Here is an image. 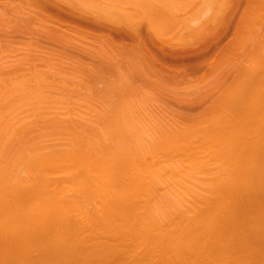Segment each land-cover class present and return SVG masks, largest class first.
Listing matches in <instances>:
<instances>
[{
  "label": "bare ground",
  "instance_id": "1",
  "mask_svg": "<svg viewBox=\"0 0 264 264\" xmlns=\"http://www.w3.org/2000/svg\"><path fill=\"white\" fill-rule=\"evenodd\" d=\"M181 1L183 3H181ZM186 1H188L187 5L184 3ZM202 1L203 2H201L193 13L194 19L192 20L193 16H188L190 19L187 18L188 9H186V7L192 5L194 2L193 0H0V24L3 29V31L0 29V33L3 32L2 34L7 36L5 37L6 39L2 38V40L6 42H2L0 39V44L3 45L0 47V71L3 69L6 71L8 70L7 73L6 71H2V74L6 73L4 78H2L3 76L0 74V94L3 95L5 93L4 96H0V264H106L107 262L110 264H176L174 262L177 260L179 261L177 264H226V262L228 264H264V211L261 210L260 212V209H264V207L262 208L264 205V203L262 204V200L264 199V74H262L264 73L262 70L264 66V52L262 54L263 50L261 51V48L263 49L262 45L264 46V35L261 34L262 32L257 33V27L259 25V31L263 30L262 23H264V18L262 17L264 14L262 13L263 15L261 17L260 13L264 9V0H252V2L248 0L245 7L242 4L243 0H239L241 2L238 0H229V6L232 7L233 10H230L231 8L228 7V3L224 0H210V2L209 0L208 2H206L207 0ZM230 1H232V3ZM234 1L237 6L233 5L235 4ZM261 1L263 3H261ZM219 2H223V4L221 3V8H218L220 5ZM248 2H250L251 5L255 4L253 8L256 6L255 9L260 10L256 11L255 9L252 10L253 8L249 9L250 4H248ZM202 3H206V5L208 3V5L206 8L204 4L205 9L201 11V9L204 8ZM214 3L218 4V6H216V11L213 10L216 8ZM256 3L260 5H256ZM180 4L182 9L179 8ZM182 5L185 6L184 13H182L184 8ZM213 6L214 8L212 9ZM260 6L263 8H259ZM226 7L229 11L228 9L225 10ZM241 7L242 10L240 9V13H243V16H238L239 8ZM178 8L182 12L177 10ZM243 8L247 9L245 10ZM218 11L222 13L219 14ZM223 11H228L227 14L232 11V14L230 12L229 15L226 16V12L224 14ZM180 12L183 16V22H181ZM197 12L201 17H197ZM203 12H206V16L203 15ZM252 12H254V14H252ZM9 13L13 14L12 17L15 20H11V17L9 18L7 16ZM174 13L178 16L176 17ZM213 13L215 16L217 15L216 19L212 16ZM223 14L225 18L222 20ZM204 16L208 21L214 17L216 23L214 24L213 19H211V21L213 25H215L216 30H218L217 32L213 30L212 23H210L211 21H206L207 25L204 23ZM218 16L221 18L220 20ZM232 16L234 18H232ZM240 16L241 19L238 18ZM259 16L263 21H260V19L258 21ZM179 17L181 24L179 23ZM195 17L199 19L203 18V20L195 19ZM8 18L9 20H7ZM190 20L197 22L191 25L192 21ZM188 21H190V24ZM232 22L235 25L238 22L237 25H239L236 29L235 25V27H233V30L238 31L236 36L235 31L233 35L234 38H238L237 42L236 40L234 41L235 43L233 40L232 42L230 41L231 44L230 42L228 43V48H226V44L225 49L222 48L223 45L222 47H218L217 43H222V38H224L222 34L224 32V35L227 34L226 31L228 29L226 28L228 24L230 26ZM184 23L188 24L189 28H187V25H184ZM247 23H252V25ZM256 23L257 25L255 26L256 29L254 32L253 28ZM177 24L179 27L177 26V29L173 28V31L174 29L176 30L171 37L169 31H172L171 27ZM198 24H204V26L202 25L201 28ZM86 25L91 30L88 29V31ZM189 25H191V30L193 29V31L196 26V34L194 32V34L192 33ZM183 26L187 29H185V27L181 29ZM197 26L200 30L197 29ZM211 26L212 33L210 31ZM82 27H84L85 30H83ZM169 27L171 29H169ZM249 28H251L250 32L254 33L253 35L248 32V36L251 39H249V37L245 38L247 34L245 30L247 29L249 31ZM94 30L96 31L95 33L92 32ZM185 30L184 38L186 35L188 37L190 32L191 37L183 38V31ZM187 30H190L188 34ZM20 31H22L21 33H24L25 36H31V38H29V41L26 40L22 44L20 43V46H15L12 36L21 34L19 33ZM97 32L98 34L96 35ZM178 33L181 34L178 35ZM256 33L257 36L255 35ZM2 34L0 38L4 37ZM94 34L97 36L96 38ZM258 34L261 36H258ZM90 36L95 39L90 40ZM175 36H178L179 39ZM252 37L255 39L257 37L258 40L262 38V40L257 42L254 41V39L253 44V41H251ZM247 38L248 40L245 41ZM40 39H42V43ZM43 40L47 43L51 42V46L54 47L50 45L44 47L45 44L43 42L45 41ZM197 40L199 42H196ZM175 41H177V43ZM200 41L202 42L200 43ZM260 41H263L262 44ZM248 42L253 44L252 47L261 44L260 49L258 46L256 50L254 49L255 46L253 47L254 50L249 48L251 52L254 51V53L252 52L253 55L250 51L249 54L256 60V63H254L256 67L251 63L253 59H250V55L247 59L249 61L248 64H252L249 65L251 68H249L247 62L244 61L248 54L241 49H243L245 45L246 48H248L246 44ZM256 42L257 44H255ZM55 43L58 47L55 46ZM213 44L217 45L218 51H216V47ZM196 46L199 47L196 48ZM177 47H183L185 52L184 50L180 51L178 49L176 52ZM185 47H190L189 49L194 51L188 52ZM238 47H242L238 51L243 52L244 58L242 57V52L238 53ZM233 48H236V51H234ZM210 49L211 51H209ZM73 50H77L76 54L73 53L74 55L71 53ZM212 51H215V54H213ZM20 52H24L22 56L19 55L14 62L7 64L5 58L9 56L10 53L18 54ZM236 54L240 56H238V59L234 57ZM257 54H260L261 58H259ZM194 55H197L195 57L196 60L198 57L200 58V56H206V58L209 56L210 58L212 55L214 59L209 61L208 58L207 64L203 62V60H200L199 63L197 62L199 68H197L198 66L194 61L195 63L193 64L196 68L193 70L192 67L194 66H192L191 70L198 72L202 67L203 70H201V73L203 77H201L202 79H192V81H194L193 84L195 82L198 83L192 85L191 78L189 79L186 75L187 72L190 71V68L187 67L185 62L189 60V56L192 57L190 59H193ZM84 56L85 58L87 57V59L90 58L93 61H91L92 64H90V61L86 63L87 60ZM232 57L235 58V61L238 60L241 63L243 60L244 63H241L242 65L240 66V63L236 61V64ZM241 57L242 60L239 59ZM173 59L176 62L185 59L183 64L186 65L184 66L182 63L179 64V70H183L182 68H184V70L183 73L182 71H179V73L176 72L178 76H180L178 80L172 77L174 79L172 81L174 86L173 83H171V75L169 76L170 82L168 81L169 79L166 78L168 74L172 73V70H174L172 76L176 75L175 71L178 69V64H174L173 62L172 64L171 61ZM229 60L230 62L232 60L234 62L228 63L229 66H227L226 62ZM258 63L259 65H257ZM230 64L239 65L238 67H240V69L238 67L236 68V65L231 66ZM175 65H177L176 69ZM211 65L212 67L210 68ZM204 66H207V69H205ZM260 66L262 67L260 68ZM185 68L187 69L186 74ZM233 69L239 72L236 74V71ZM209 70H211V74L210 72L207 73ZM252 70L253 72L257 71L256 74L259 76L257 77V75L254 74L255 72L253 73V77H256L253 79L254 82L252 80L253 77H250ZM203 71L206 73V76L205 74L203 75ZM163 73H166V77H164ZM180 73H182V77L184 74L186 77L182 79ZM29 74L30 76H28ZM209 74L213 78H215V76L217 78L218 75V78L215 79V81L214 79L213 81L208 80L210 82L208 85L209 82L206 77H209ZM156 75L159 77H156ZM178 76L175 77L178 78ZM227 76L228 78L231 77L229 80H231L232 83H229ZM260 76L262 78H260ZM42 77H46L45 79H47V77L51 78L47 79L49 81H45L41 79ZM138 77L139 80L141 79L145 82L142 83V81H137ZM246 77H250V83L252 85L247 82L249 79L246 80ZM55 78L59 79L56 81ZM112 78H114V80H112ZM164 78H166V82L168 81L167 84L171 83L173 87L180 86V93H182L184 89L182 85L185 82L183 80L186 79L185 81L187 84L191 81L190 85L193 87L190 88V92L186 93L187 87L188 89L190 87V85L186 86V84L184 86L186 87L184 92L186 95L189 93L190 96L194 94L192 96L194 97L193 100L199 97L200 100L197 98L198 102L206 100L208 98L207 96L214 97L213 95L215 94L216 99L219 97L218 99H222L224 102L226 99L227 100L225 104L222 103L223 101L221 100L222 110L220 101H218V109L214 108L216 106L215 102H217L215 99L216 101L213 100L212 102V104L214 103L215 105H213L215 109L214 112V109L209 107V109L206 108L203 110L201 112L202 114L199 112L197 116L186 112V114L193 115L189 116L187 114L186 118L184 111V114L182 113L184 116L182 115L181 117L184 120L186 119L182 121V126H184L183 129L187 127L185 131L179 123L181 121H179L180 114L178 115V113L181 111L175 110V112L173 110L174 113H177V119H175V117L173 118V116H175L174 113L169 111L170 114L172 113V116L170 115L171 118L168 116L169 119L162 116L160 113L159 116L157 114L159 111L157 110V119L159 118L160 121L154 120V118H152V113L151 115L148 113L151 108L154 110L155 107H158L156 104L161 102L164 103L163 99L165 95L166 98L169 96V94L167 95L170 90L169 87L167 84H164V86L162 84ZM203 78L206 79V82ZM180 79L182 80V85L181 81L179 82ZM199 79H201V81ZM165 80L163 83H165ZM175 80L176 83H179L176 84L174 82ZM198 80L200 83L197 82ZM245 80L248 84H245ZM259 80L261 84H259ZM99 81H102L101 85L103 87L99 85ZM151 81L153 84L155 82V88L156 86L159 87V92L150 87L152 86ZM156 81H160L161 84L159 82L157 84ZM224 81H228L227 86ZM242 81H244L243 84ZM103 82L105 84H103ZM212 82L216 84L212 85ZM94 83H98V88ZM146 84L149 87H147ZM205 84L208 86L212 85V89H209L211 87L208 86L203 88L202 85ZM217 84L221 85V89L222 87L225 88V86L227 88L229 84L231 88L230 86L228 87L229 91L225 88V93L220 95L224 90L222 89L223 92H218L221 89ZM160 85L163 86V89ZM165 85L167 87H165ZM200 85L202 87H200ZM242 85H247L245 87L248 88L251 86V88L248 91L247 88L245 89ZM172 86H170L172 90L177 89L176 87L173 89ZM217 86L219 87L217 88L218 91H214ZM8 88H12L13 91L8 90ZM82 88L83 90L86 89V92L84 91L85 93L83 92L81 96L79 94H81ZM198 88H203L201 94L197 91ZM5 89H7L8 92ZM14 89L16 90L15 93ZM28 89H30V91ZM153 89V95L158 96L160 94L158 97L156 96L159 103L156 102V100H154L156 102L154 103L152 99L150 100V97L146 96L149 100L140 105L139 102L141 103L145 99L143 97L144 92L148 95L150 90ZM180 89L178 88L179 91ZM208 89L209 91H207ZM237 89L239 91H237ZM26 90L29 91L26 93L27 95L24 94ZM160 90L163 92L165 90L167 91L163 94ZM178 90L176 92H179ZM9 91L12 93L11 95H9ZM39 91H42V93L38 95ZM109 91L112 94L110 93V95L106 97ZM213 91L216 93L214 94ZM235 91H237V93ZM244 91H247V93ZM251 91L252 94H250ZM203 92L204 94H202ZM241 92L246 95L248 94V96H245V98L244 96L240 97L239 95H243ZM101 93H105L103 98H101ZM113 93L119 98H116V96L111 98ZM218 93L220 96H218ZM84 94L85 98L83 96ZM96 94L99 95V97L96 96ZM135 94L136 97L138 95L142 101H140L139 98L136 99V97V100L133 99ZM162 94L164 95L163 97ZM183 94L181 96L182 99H177L176 101L185 103L188 107V102L189 105L193 102L192 97L191 100H189V95L186 96ZM8 95L11 100L8 98ZM126 95H130L133 98L125 99ZM16 96L17 98L15 99ZM184 96L186 98H184ZM34 97L37 100L38 110L37 107H35L36 102ZM170 97L175 100L171 94L168 98L170 99ZM247 98H250V100ZM42 99L46 101L44 102ZM237 99L238 101L239 99L242 100L237 102ZM51 100L55 102L52 103ZM185 100L187 102H185ZM74 101L78 104L77 107H74V105L73 107L71 106ZM150 101L154 103V108L151 107L146 109L145 105L149 104L147 105L148 108L153 104ZM242 101H244V103ZM80 102L84 104L82 105L81 103L80 105ZM195 102H197V100L194 101V103ZM96 103H98L97 105L99 106L103 104V107L100 106V109L98 106L94 109L92 105L95 104L96 106ZM162 103L160 105H162ZM27 105H31V113L33 114L30 113V108H28ZM224 107L231 113L226 112L227 110L224 111ZM236 107H238V109H234ZM40 110L41 112L43 110V114H41V112L39 113L42 117L37 115V118L35 113H38ZM147 110L149 111L146 112ZM206 110L211 111V113L209 111L206 112ZM52 111H54V113L56 112L58 116H56V114L52 116L54 114L51 113ZM82 111H86L87 114H84ZM164 111L167 112L166 108ZM222 111L223 113L226 112V115L228 114L227 117L230 118L228 123V118L225 114L226 119H222V115H220V113L223 114ZM62 112L63 114L60 116L59 114ZM207 113L209 116L213 115L212 119L211 117H207ZM217 113H219L218 119L221 117L219 120H216L217 117L216 119L214 118ZM139 115L141 116V120L138 118ZM200 115L203 116L200 117ZM73 116H77L80 120H77ZM85 116L87 117L85 118ZM161 116L162 119H160ZM195 116L197 117L196 125H200L199 128L201 127L202 129H199L191 122L190 119L193 121L195 119H193V117ZM204 116L207 118L205 119ZM163 118H165V120L167 119V121L165 122ZM202 118L203 122L205 121V126L207 125L206 127H203V124H201L203 123ZM213 118L214 121L216 120L215 122L212 121ZM173 119L177 120L179 125H177V122ZM222 121L226 122L222 124ZM157 122L159 126L160 123L161 126H163L159 127ZM166 123L168 124L166 125ZM212 123L213 125L210 126L209 124ZM220 123L221 126L218 125ZM152 124H156V129ZM259 124H261V126ZM208 125L210 129L206 132ZM157 126L159 128H157ZM193 126H196L195 132H197V134L192 130L194 129ZM152 128H154V130ZM204 128L206 132H204L205 136L204 134L202 135V132L200 133V138L198 132H200V130L204 131ZM158 129L160 133H157ZM177 129H179V132L183 130L181 134H178ZM208 133V138L212 140L218 136L216 137L217 142L220 140L219 136L224 139L222 141H225L227 138L228 140H226L229 141L230 147L233 146V149H231V151L217 149V151L219 150V152L216 151L217 153L210 152L211 149H214L213 146L225 144L226 141L225 143H221L220 141L221 144L217 143L216 145L214 141L215 143L212 146L209 142L211 141L213 143L211 139H208V142L206 141V134ZM48 134L52 137L47 136ZM160 134L164 136V141L161 139ZM167 134L170 135L168 140L166 139L167 136H169ZM171 134L173 135L171 136ZM174 134L176 139H181V141H178V144L182 142V138H184L185 141V138H187L188 142L184 141L185 144L182 142L183 146H186L187 143L189 144L190 142L191 143L187 145V147L192 146L197 143L196 141L202 144L197 143L198 145L192 146L191 149L190 147L187 149L184 148V150L179 149L180 147L176 148V146H172L173 143L170 142L172 140L171 138L175 137ZM194 135L197 138H195ZM190 136L192 137L190 139L195 141H189L188 137ZM198 136L201 140H198ZM202 138L204 139L203 142ZM176 139L174 138L173 140L177 142ZM165 140L170 143H165ZM162 141L165 144H163ZM205 142L208 144L210 143L209 146L212 148L206 147L207 144ZM203 143H205V146ZM167 145L173 148L169 150L164 148L163 150L162 147ZM222 146L223 148L225 147L224 145ZM204 147L207 149L209 148V151L204 149ZM228 148L229 147H227L226 150ZM159 150L162 152L165 151L166 153L163 152V155L159 154ZM174 151L180 152L181 154L178 153L180 157L173 155L175 153ZM184 151H186V153L190 152L188 153L190 156L188 155L187 161L190 160L189 157L193 158L192 156H195V159L193 158L191 159L192 161L188 162L185 161V163L184 160L187 155L185 157ZM192 151L198 154L197 157L204 155L206 151L208 154H205L206 157L204 155L203 158H201L202 156L197 158L196 154H192ZM201 152L203 154H201ZM213 152H215V150H213ZM209 153H212V156H210ZM213 154H217L216 157H214ZM181 155L185 159L182 158ZM208 155L211 158L214 157L215 160H219V162H216L212 159L217 166L220 162L222 163L219 164V169H222V167H220L222 165L226 166V171L224 170L225 167L222 169V171L224 170L222 173L223 176L220 175L222 172L221 170V172H218L219 170H217V168H212L215 164L209 159L210 157L208 158ZM167 156H171L173 159L177 156L176 160L178 157L180 160H183L182 164L184 165L185 163V165L183 166L180 162L182 165L180 169L182 167L184 169H179L180 164H178L177 161L180 160H174L176 162H173V164L177 163V165L174 164V166L171 164L173 161L170 159L171 157ZM204 157L209 160L207 161ZM163 158H165L166 161L170 159L167 161L168 164L165 163L166 161L163 163ZM200 158L201 160H206L203 161L205 164L206 162L208 164L209 161L212 162L213 165L211 163H209L210 165H206L209 171L213 169L217 170L212 171L214 174L210 171L212 175H215L217 172L220 173H217L218 175L216 174L219 183L215 182V179H217L216 176L212 177V180L208 177L209 179L207 180L209 181L206 182L204 178L208 175L207 172H209L206 170L207 166L204 169L206 171L203 172V169L201 170L203 173L206 172L204 178H202V173H200L202 175L198 174L196 177L191 175L192 173L195 175L200 172L202 165L200 163L202 161L199 162ZM196 159H199L198 162ZM193 160H195L197 164H194L195 161L193 162ZM189 162L191 164H189ZM161 163L163 165L167 164L168 166L171 164L173 167H171V165L167 167L166 165V167H164L166 169H161L163 166L160 165ZM198 163L201 164H199L200 168H198ZM187 164L189 167L192 166V164L194 166L198 165V167H190V169H193V167L194 169L196 168V173H194V169L192 170L194 172L190 170L191 174L189 176L188 174L190 172H187L185 168ZM217 166L215 165V167ZM170 167L172 169H170ZM172 170L175 172L177 171V173ZM178 170H180L179 173L184 170L183 174H186L184 175L186 179L195 177L193 179L196 180V178L198 179L200 177V180L198 179L197 181H199V184H203H197L195 187H197V189L202 188L201 191L205 188L207 189L208 187H203L206 182L205 184L209 185V190L210 188L213 189V192H215L214 196H216L214 197L207 194L204 192L206 190H204L203 192L206 193V195H201L206 196V198L198 195L201 201L199 199L197 200L198 196L196 194H200L201 191L197 190L199 191L198 193L195 191L196 189L194 190L192 185L198 182L195 181L194 184L191 182L192 180L189 182L190 178L186 180L182 178L183 175L180 177L182 172L177 175ZM164 171L166 174L168 172H173L172 175L170 174L171 178L167 176L169 173L165 175L167 177L163 176L165 173ZM225 172L226 174H224ZM57 174H59L58 176L63 174V176L58 177L56 176ZM211 174H209V176ZM186 176L189 177L187 178ZM218 176L221 177L219 178ZM176 177L186 180L189 184L192 183L191 187L190 185L188 186L187 182V184L185 183L188 188H185V192L187 196L188 193L190 195L191 193L189 190L192 188L191 190H193V192L190 190L192 192L191 196L192 198L194 196L197 202L199 201V205L194 202V199V201H192V198H186V194H184V190H182L184 187L181 183L178 185L182 188L177 187L180 190L171 186L168 191V186L170 185H167L168 188L165 187L168 191L167 194H170L171 197L170 195L164 194L167 192L166 189L164 191L160 190L162 188L164 189V186L167 184L166 182L169 183L170 179L174 181H176L175 179H177V181L180 180V178L178 179ZM166 179L169 181L167 180L164 183ZM184 180H182V183H184ZM176 182L172 183V185H177L179 181ZM161 183H164V185L159 188ZM69 184L72 186L70 187L72 188L71 190L68 187L70 186ZM157 185L158 187H156ZM66 188L69 191H67ZM159 190L163 192L164 195L158 193L160 192ZM155 191L158 194L155 193ZM194 192H196V196L193 195ZM213 192L210 190L208 193L212 194ZM159 194H161L160 199ZM185 198L187 200H185ZM237 199H239L240 202L237 201ZM186 201H188V203ZM208 201L212 202L209 203ZM231 202H233V204ZM194 203L197 204L196 206L199 208L203 203H209L208 205L212 207H207L204 211L203 208L208 206L204 204L205 206H201L202 211L198 212L201 209H198ZM240 203L245 209L240 207ZM234 204L237 205V207ZM193 206H195V209L197 208L195 211L193 210L194 208H192ZM181 207H183V209ZM257 207H259V211ZM186 208L189 209V211ZM243 210L245 212H242L240 216V212ZM196 211L198 214L193 213ZM188 212H192L196 216L194 215V217L191 214L193 216L191 217ZM244 222H246L247 228L242 225ZM239 227L243 228L240 229ZM239 229L241 231L243 230V233ZM247 234H250L251 237L243 244V240ZM36 250L38 252L40 251V253H36ZM239 251L242 253L238 256ZM245 251L250 253H245ZM237 252L238 254L236 257L234 253ZM158 254L160 255V259ZM231 255H235V259L231 260L228 258H232ZM172 260L173 263H171Z\"/></svg>",
  "mask_w": 264,
  "mask_h": 264
},
{
  "label": "rangeland",
  "instance_id": "2",
  "mask_svg": "<svg viewBox=\"0 0 264 264\" xmlns=\"http://www.w3.org/2000/svg\"><path fill=\"white\" fill-rule=\"evenodd\" d=\"M176 1H178V0H176ZM183 1H184V0H183ZM190 1H191V0H190ZM193 1H194V2H193L192 5H188V7H186V9H188V10H187V13L190 14V15H188V14L186 13L188 19H190L188 16H190V17L193 16V15H194L193 13H194V12L196 11V9L199 7V5L201 4V2H203L202 0H193ZM204 1H205V0H204ZM217 1H218V0H217ZM219 1H220V0H219ZM222 1H223V0H222ZM224 1L228 3V7L231 8L230 10H233L232 7L229 6V0H228V1H227V0H224ZM235 1H236V0H235ZM235 1H234L235 4H233V5L237 6ZM238 1H239V0H238ZM238 1H237V3H238V5H239V2H241V1H239V2H238ZM247 1H248V0H243V1H242V4H243L244 7L247 5V4H246ZM250 1L252 2V0H250ZM258 1H259V0H258ZM187 2H188V1H186V2H184V3H186V5H187ZM206 2H208V0H207ZM209 2H210V0H209ZM214 2H215V1H214ZM230 2L232 3V1H230ZM263 2H264V1H263ZM263 2L261 1V3H263ZM181 3H183V2L181 1ZM190 3H191V2H190ZM211 3H212V2H211ZM221 3L223 4V2H221ZM221 3L219 2L220 5H219L218 8H221ZM231 3H230V4H231ZM175 4H177V3H175ZM204 4H205V7L208 5V3H207V5H206V3H202L203 7H204ZM214 4H215V3H214ZM225 4H226V3H225ZM248 4H250V2H248ZM258 4H259V3H256V5H258ZM231 5H232V4H231ZM233 5H232V6H233ZM254 5H255V4H254ZM254 5H251V4H250L251 7L249 6V9H250V8H253ZM259 5H260V4H259ZM182 6L184 7V8H183V12H182L181 10H179V8H181V4H180V7H179L177 10L181 11L182 13H184L185 6H184V5H182ZM189 6H190V7H189ZM216 6H218V4H215V7H216ZM222 6H223V5H222ZM177 7H178V6H177ZM205 7H204L203 9H201V7H200L201 11L204 10ZM239 7H240V5H239ZM263 7H264V5H263ZM263 7H262V8H263ZM206 8H207V7H206ZM213 8H214V6L212 7V9H213ZM233 8H235V7H233ZM236 8H237V7H236ZM255 8H256V6H255L252 10H254ZM259 8H261V6H260ZM262 8H261V9H262ZM181 9H182V8H181ZM226 9H228V8L226 7L225 10H226ZM240 9L242 10V7L239 8L238 16H239V15L243 16V15H242L243 13H242V14L240 13ZM243 9L246 10L247 8H243ZM213 10L216 11V10H217V7L214 8ZM218 10H219V9H218ZM235 10H236V9H235ZM237 10H238V9H237ZM255 10L257 11L258 9H255ZM259 10H260V9H259ZM259 10H258V11H259ZM263 10H264V9H263ZM263 10H262V12L260 13V14H261V17H262V15L264 14V11H263ZM175 11H176V10H175ZM179 11H178V13H179ZM205 11H206V10H205ZM220 11H221V9H220ZM228 11H229V9H228ZM228 11H225V12H226V16L229 15L230 12H231V14H232V11H230V12L227 14ZM249 11H250V10H249ZM176 12H177V11H176ZM181 12H180V13H181ZM185 12H186V10H185ZM225 12L223 11L224 14H225ZM234 12H235V11H234ZM241 12H243V11H241ZM245 12H246V11H245ZM250 12H251V11H250ZM182 13L179 14V15L181 16V19H182L181 22H183V16H182ZM203 13H204V12H203ZM218 13H219V11H218ZM220 13H222V12H220ZM220 13H219V14H220ZM262 13H263V14H262ZM174 14H176V13H174ZM209 14H210V13H209ZM209 14H208V15H209ZM219 14H218V15H219ZM224 14H223L222 20L225 18V15H224ZM231 14H230V15H231ZM235 14L237 15L236 12H235ZM252 14H254V12H252ZM255 14H256V13H255ZM257 14H258V13H257ZM12 15H13L12 13H9L7 16H8L9 18L11 17V20H13L14 18L12 17ZM197 15H198V12H197ZM203 15L206 16V12H205ZM208 15H207V16H208ZM211 15H212V14H211ZM245 15H246V14H245ZM258 15H259V14H258ZM177 16H178V15L176 14V17H177ZM185 16H186V15H185ZM195 16H196V15H195ZM205 16H204V17H205ZM212 16H214L215 19L217 18V15L215 16L214 13H213ZM219 16H220V15H219ZM219 16H218V18H219ZM234 16H235V15H234ZM241 16L238 17V18L241 19ZM197 17H201V15H200V16L198 15ZM197 17H195V19H196ZM202 17H203V16H202ZM214 17L211 18V19H213V21H214ZM228 17H229V16H228ZM9 18H8L7 20H9ZM226 18H227V17H226ZM232 18H234V17L232 16ZM262 18H264V15H263ZM262 18H260V16H259L258 21H259V19H260V21H263L264 19L262 20ZM188 19H187V20H188ZM193 19H194V16L192 17V20H193ZM197 19H199V18H197ZM200 19L203 20V18H200ZM200 19H199V20H200ZM211 19L208 21L207 18L205 17V21H204V23H206V21H207V22H210ZM220 19H221V18H219V20H220ZM228 19H231V18H228ZM228 19H227V20H228ZM236 19H237V17H236ZM14 20H15V19H14ZM192 20H190V21H192ZM199 20H198V21H199ZM219 20H217V21H219ZM222 20H221V21H222ZM234 20H235V19H234ZM237 20H238V19H237ZM237 20H236V21H237ZM242 20H243V19H242ZM185 21H186V20H185ZM190 21H188L189 24H190ZM229 21H230V20H229ZM239 21H241V20H239ZM186 22H187V21H186ZM194 22H197V21H192V22H191V25L194 24ZM200 22H202V21H200ZM200 22H199V23H200ZM230 22H231V21H230ZM263 22H264V21H263ZM179 23H180V17H179ZM210 23H212V21H211ZM215 23H216V21H214V24H215ZM237 23H238V22H237ZM237 23H236V25H235V24H233V22H232V23H230V26H229V24H228V27L226 28V29H228V30H227V31L225 30V31L227 32V34L224 35L225 32L222 34V36H223L224 38H222V43L219 41L221 45H220L219 43H217L218 47H219V46L222 47V45H223L222 48L225 49V45L227 44V47H226V48H228V45H229L228 43H229L230 41L232 42V40H233V42H234V41L236 40V42H237V39H238V38L235 37V38H236V39H235L234 36H233V35H234V31L236 32V33H235V36H236V34H237V32H238V31H236V30H233V29H234L233 27L236 26L235 29H236L237 27H239V25H237ZM239 23H240V22H239ZM257 23H258V22H257ZM257 23L254 24V28H253V29H254V32H255V29H256L255 26L257 25ZM259 23H260V22H259ZM67 24H68V23H67ZM180 24H181V23H180ZM182 24H183V23H182ZM247 24H249V23H247ZM247 24H246V26H247ZM250 24L252 25V23H250ZM250 24H249V25H250ZM260 24H261V23H260ZM262 24H263V26H262L263 30L259 31V26H260V25H259V26L257 27V28H258V29H257V33H258V32H260V33L262 32L261 34L264 35V33H263V32H264V23H262ZM262 24H261V25H262ZM69 25H70V24H69ZM81 25H82V24H81ZM184 25H187V28H189V27H188V24L184 23ZM191 25H189V26H190V30H191ZM196 25H197V23H196ZM198 25H199L200 27H201L202 25L204 26V24H198ZM206 25H207V23H206ZM208 25H209V24H208ZM234 25H235V26H234ZM249 25H248V27H249ZM175 26H176V27H175ZM177 26H178V24H177V25H174V27L172 26V27H171V28H172V31H171V30H170V31L168 30V31L170 32L171 37L174 35L173 32L179 27V26H178V27H177ZM181 26H182V25H181ZM194 26H195V25H194ZM212 26H213V30L217 32L218 30H216L215 25H213V23H212ZM212 26H211V30H210L211 33H212ZM86 27H87V25H86ZM184 27H185V26L181 27V29H184ZM230 27H231V28H230ZM248 27H247V29H248ZM250 27H252V26H250ZM79 28H80V26H79ZM82 28H83V30H85L84 27H82ZM171 28L169 27V29H171ZM173 28H176V29H174V31H173ZM187 28L185 27V29H187ZM201 28H202V27H201ZM204 28H205V27H204ZM204 28H203V30L205 31V29L207 28V26H206L205 29H204ZM208 28H209V26H208ZM241 28H242V27H241ZM244 28H245V26H244ZM260 28H261V27H260ZM0 29H2L1 24H0ZM88 29H90V28L87 27V30H88ZM197 29L200 30L198 26H197ZM209 29H210V28H209ZM218 29H219V28H218ZM222 29H223V28H222ZM247 29L245 30V31L247 32L245 38H246V37H249V36H248V32H249V34L252 33V32H250L251 28H249V31H248ZM90 30H91V29H90ZM190 30H187V34L189 33ZM195 30H196V26H195ZM195 30L193 31V29H192V30H191L192 33H193V32L195 33ZM201 30H202V29H201ZM203 30H202V31H203ZM237 30H238V29H237ZM0 31H1V30H0ZM2 31H3V29H2ZM88 31H89V30H88ZM99 31H100V30H99ZM178 31H179V29H178ZM196 31H197V30H196ZM208 31H209V30H208ZM208 31H206V32H208ZM210 31H209V32H210ZM21 32H22V31H20L19 33H21ZM92 32L95 33L96 31L94 30V31H92ZM100 32H101V31H100ZM171 32H172V34H171ZM184 32H186V30L183 31V34H184ZM209 32H208V33H209ZM2 33H3V32H2ZM2 33H0V35H1ZM101 33H102V32H101ZM101 33H100V34H101ZM175 33H176V32H175ZM194 33H193V34H194ZM196 33H197V32H196ZM196 33H195V34H196ZM198 33H199V32H198ZM257 33L255 34L256 36H257ZM97 34H98V32L96 33V35H97ZM103 34H104V33H103ZM180 34H181V33H178V35H180ZM193 34H192V35H193ZM252 34L254 35V33H252ZM2 35H3V34H2ZM96 35L94 34L95 38L97 37ZM259 35H260V34H258V36H259ZM263 35H262V37H263ZM3 36H4V37H1V38H0L1 40H2V38L4 39L5 37H7L5 34H4ZM28 36H29V35H26V36H25L24 33H21V34H15L14 36H12V37H13V41L15 42V46H16V45H17V46H20V43L22 44V43L25 42L26 40L29 41V38H31V36H30V37H28ZM98 36H99V35H98ZM184 36H185V34L183 35V38H184ZM189 36L191 37V32H190V35H189ZM189 36H188V37H189ZM251 36H252V35H251ZM260 36H261V35H260ZM90 37H91V36H90ZM175 37H176V36H175ZM175 37H174V39H175ZM177 37H178V36H177ZM177 37H176V38H177ZM186 37H187V35H186ZM186 37H185V38H186ZM188 37H187V38H188ZM253 37H255V36H253ZM253 37H252V40H251V41H253V40L255 39V38H253ZM10 38H11V37H10ZM37 38H38V37H37ZM95 38H92V37H91L90 40L95 39ZM183 38H182V39H183ZM185 38H184V39H185ZM232 38H234V39H232ZM263 38H264V37H263ZM5 39H6V38H5ZM178 39H179V37H178ZM249 39H251V38L249 37ZM172 40H173V39H172ZM247 40H248V38H247L245 41H247ZM259 40H262V38H260ZM259 40H258V38L256 37V39H255L254 41H257V42H258ZM263 40H264V39H263ZM3 41L6 42L5 40H2V42H3ZM43 41H45V40H43ZM127 41H128V39H127ZM254 41H253V44H254ZM2 42H1V43H2ZM40 42L42 43V39H40ZM175 42L177 43V41H175ZM178 42H179V41H178ZM196 42H199V41L197 40ZM201 42H202V41H200V43H201ZM231 42H230V44H231ZM249 42H250V41H249ZM249 42L246 43V44L248 45V48H246V45H245V46H244L245 49H244V48L241 49L242 47H238V49H237V51L241 49L242 51L244 50L243 52H247L248 55H247L246 59H244V61H246L247 64H248V62H249L248 59H247L248 56H249V55L251 56L252 52L254 53V51L251 52V49L249 50V48H252V50H254V49L256 50V47L258 46V45H257V46L254 45L255 48L253 49V47H254V46L252 47L253 44H252V43H249ZM257 42H256L255 44H257ZM262 42H263V41H260L261 44H262ZM43 43L45 44L44 47H48L47 45H50V46L52 45V44H50L51 42H48V43H47V42L45 41V42H43ZM53 43H54V42H53ZM234 43H235V42H234ZM13 44H14V43H13ZM55 44H56V43H55ZM193 44H194V43H193ZM250 44H251V45H250ZM261 44L258 46L259 49L261 48V47H260ZM1 45H2V44H0V47H1ZM4 45H5V43H4ZM195 45H196V44H195ZM197 45H198V44H197ZM213 45H214V44H213ZM213 45H212V48H213ZM217 45H214V46L216 47V51H218V49H217ZM2 46H3V45H2ZM55 46L58 47L57 44H56ZM187 46H188V45H187ZM191 46H192V45H191ZM193 46H194V45H193ZM250 46H251V47H250ZM51 47H54V46H51ZM198 47H199V46H198ZM198 47L196 46V48H198ZM221 47H220V48H221ZM258 47H257V49H258ZM262 47H263V49L261 48V51L263 50V51H262V54H263V52H264V46L262 45ZM189 48H190V47H188V48L185 47V49L188 50V52H189V51H194V50H191V49H189ZM212 48H211V49H212ZM222 48H221V49H222ZM177 49L180 50V51H183V50H184L183 47H177V48H176V52H177ZM194 49H195V48H194ZM211 49H210L209 51H211ZM221 49H220V50H221ZM233 49H234V48H233ZM235 49H236V48H235ZM235 49H234V51H236ZM247 49H248V50H247ZM174 50H175V49H174ZM70 51H71V50H70ZM70 51H69V52H70ZM76 51H77V50H76ZM76 51L73 50L71 53H72V54H73V53L76 54ZM195 51H197V50H195ZM242 51H240V52H242ZM249 51L251 52V54H249ZM259 51H260V50H259ZM178 52H179V51H178ZM184 52H185V50H184ZM212 52H213V51H212ZM240 52L238 51V53H240ZM243 52L241 53V54H242V57L244 56ZM23 53H24V52H20V53H18V54L10 53L9 56H7V57L5 58V60H7V64L14 62V61L18 58V56H19V55L22 56ZM210 53H211V52H210ZM235 53H237V52H235ZM259 53H260V52H259ZM74 54H73V55H74ZM213 54H215V51L213 52ZM207 55H208V54H207ZM245 55H246V53H245ZM252 55H253V54H252ZM196 56H197V55H194L193 59H190V58H192V57L189 56L190 58H189V60H187L186 62L184 61L185 59H184V60L181 59L180 62H176V61L173 59V60L171 61V63L173 62L174 64H178V69H177L178 71L176 70L175 73H176V72L179 73V71H182V73H183L184 68H182L183 70H181V69L179 70V68H180L179 64H181V63L183 64V63L185 62V63L187 64V67L190 68V69L188 68L190 71L187 72V74H186L187 69L185 68V69H186V70H185V74L187 75V77H189V79L191 78V79H190L191 81H192V79H193V80H194V79L196 80V78L198 79V78L203 77V76H202V73H201V72H202L201 70H203V68L201 67V70H199L198 72H195V71H193V70H194V68H196V66H194L193 63L196 62L197 66H198V63L200 62V60H203V62H206V64H207V61H208L209 56H208L207 58H206V56H204V57L200 56V58L198 57L199 59L197 58V60H196V58H195ZM212 56H213V55H212ZM212 56H211V57H212ZM214 56H215V55H214ZM238 56H239V55L236 54V56H234V57H235L236 59H238ZM257 56H259V58H261L260 54H257ZM257 56L255 55V58H256V59H257ZM211 57L209 58V61H210L211 59H214V57H212V58H211ZM239 57H240V56H239ZM242 57L239 58V59L242 60ZM244 57H245V56H244ZM244 57H243V58H244ZM84 58H85V56H84ZM185 58H187V57H185ZM194 58H195V60H194ZM232 58H233V57H232ZM232 58H231V59H232ZM235 58H233L234 61H235ZM85 59L87 60L86 63H89V61H90V62L92 61L90 58L87 59V57H86ZM85 59H84V60H85ZM250 59H251V60L253 59L252 56H251ZM86 60H85V61H86ZM251 60H250V61H251ZM168 61L170 62L169 58H168ZM194 61H195V62H194ZM212 61H213V60H212ZM212 61H211V62H212ZM234 61L232 60L231 62H234ZM236 61L239 62L238 60H236ZM236 61H235V62H236ZM244 61L242 60L241 63L243 64ZM252 61H255V62H252ZM252 61H251V63L253 64V66H255L254 63H256V60L253 59ZM263 61H264V59H263ZM2 62H3V61H2ZM2 62H1V63H2ZM92 62H93V61H92ZM92 62H91L90 64H92ZM197 62H198V63H197ZM211 62H210V64H211ZM231 62H230V60L227 61V62H226V65L229 66L228 63H231ZM237 62H236V64H237ZM258 62H259V59H258ZM260 62H261V60H260ZM173 63H172V64H173ZM239 63H240V62H239ZM241 63L239 64L240 66L242 65ZM251 63H249L247 66L249 67V65H252ZM261 63H262V62H261ZM94 64H95V62H94ZM208 64H209V62H208ZM236 64H234V65H236ZM0 65H1V64H0ZM183 65H184V64H183ZM183 65H182V67H183ZM188 65H189V66H188ZM230 65H231V66H234V65H232V64H230ZM239 65H236V68H237ZM257 65H259V63H258ZM261 65H262V64H261ZM175 66H176V67H175V69H176V68H177V65H175ZM184 66H186V65H184ZM192 66H194V67H192ZM244 66H245V65H244ZM173 67H174V66H173ZM191 67L193 68V70H191ZM204 67H205V66H204ZM206 67H207V66H206ZM206 67H205V69H207ZM208 67H209V65H208ZM211 67H212V65L210 66V68H211ZM255 67H256V66H255ZM261 67H262V66H260V68H261ZM0 68H1V67H0ZM171 68H172V67H171ZM197 68H199V66H198ZM210 68H209V69H210ZM231 68H234V67H231ZM231 68H230V70H231ZM238 68L240 69V67H238ZM249 68H251V67H249ZM260 68H259V71H260ZM227 69H228V67H227ZM254 69H255V68H254ZM1 70H2V69H1ZM233 70H234V69H233ZM255 70H257V69H255ZM262 70L264 71V66H263V69H262ZM2 71L4 72V71H6V70L3 69ZM2 71H0V72H1L0 74L3 76L2 78H4V76L6 75V73L8 72V70L6 71L5 74H4V73L2 74ZM204 71H205V70H204ZM204 71H203V75L205 74V76H206V73H205ZM231 71H232V70H231ZM234 71H236V70H234ZM209 72H210V74H211V70L207 71V73H209ZM238 72H239V71H236V74H237ZM254 72H255V73H254ZM254 72H253V70H252V72H251L252 74H250V77H251V76L253 77V75L256 74L257 71H254ZM173 73H174V70H172V73H171V74H168L167 77H166V73H165V74L163 73V74H164V77H166L167 79H169V76L171 75L170 78L173 77L174 79L178 80L180 76H178V74L176 73V75L174 74L176 77L178 76V78H176L175 76H172ZM182 73H180V74H181V77H182ZM232 73H233V72H232ZM232 73H231V76H232ZM253 73H254V74H253ZM180 74H179V75H180ZM185 74H184V75H185ZM210 74H209V75H210ZM220 74H221V73H220ZM258 74H259V73H258ZM262 74H264V73H262ZM262 74H261V75H262ZM161 75H162V74H161ZM184 75H183L182 79H184V78L186 77V76H184ZM200 75H201V76H200ZM209 75H207V76H209ZM213 75H214V74H213ZM222 75H223V73H222ZM233 75H234V73H233ZM256 75H257V74H256ZM28 76H30V74H29ZM159 76H160V74H159ZM159 76L156 75V77H159ZM210 76H211V75H210ZM210 76H209V77H210ZM234 76H235V75H234ZM38 77H40V76H38ZM38 77H37V80H38ZM154 77H155V76H154ZM156 77H155V78H156ZM209 77H206L207 81H208V80H209V81H213V79H214V81H215V79L218 78V75H217V78H216V76H215V78H213V77L211 76V77H212L211 80H210L211 77H210V78H209ZM235 77H236V76H235ZM250 77H246V80L249 79V81L247 80L248 83H250V80H251ZM254 77H255V76H254ZM254 77L252 78V80L254 79ZM257 77H259V76L257 75ZM45 78H46V77H44V78L42 77L41 79L46 81L47 79H50L51 77H47V79H45ZM135 78H136V77H135ZM155 78H154V79H155ZM162 78H163V75H162ZM166 78H164V80H165ZM173 78H172V80H171V83H173V82H172V81L174 80ZM208 78H209V79H208ZM227 78H228V76H227ZM230 78H231V77H229L228 80H229ZM255 78H256V77H255ZM260 78H262V77L260 76ZM0 79H1V78H0ZM39 79H40V78H39ZM41 79H40V80H41ZM55 79H56V78H55ZM55 79H54V80H55ZM58 79H59V78H57L56 81H57ZM187 79H188V78H187ZM201 79H202V78H201ZM201 79H199V80L201 81ZM203 79H205V78H203ZM206 79L204 80L205 82H206ZM42 80H41V81H42ZM112 80H114V78H112ZM115 80H116V79H115ZM164 80H162V81L164 82ZM176 80L174 81L175 83H176ZM185 80H186V79H185ZM185 80H183V81L185 82L183 85H182V80H181V79L179 80V82L181 81V85H182L183 88H184L183 91H182V93H180V92H181L180 86H179V87H178V86H177V87L175 86V87L177 88L176 90H172V88H170V86H172V84L170 83V84H171V85H170V84L168 83L170 86L167 84L168 81L170 82V79H169L167 82H166V80H165V83L162 82L163 86H164V84H167V86H168L169 89H170V90L168 91L167 95L169 94V96H170V94H171V95L174 97V99H175V100H173L172 97H170V99H169V98H168L169 96L166 98V95H165V98H164V99L162 98L163 101H164V103L161 102L162 105H160L161 103H159V100L157 99V97H158L160 94H159L158 96L152 94V91H154V89H155L156 91L159 90V87H158V86H156V88L154 87L155 82H154V84H153L152 81H151V83H152L151 85H152L153 87H152V86H150V87H151V88H154V89H153V90H150L151 95H150L149 92H148V93H149L148 95L144 92V95H143V97L145 98L144 101H142L141 98L138 97V95H137V97H136V94H137V93L134 95V98H133L132 96H130V95H126V96H125V99H129V98H131V97H132L133 99H135V97H136V99L139 98V100L142 101L141 103L138 101L140 105L143 104V103H146V101L149 100L148 98H146V96L150 97V100H151V99H152L153 101L156 100V102L159 103V104H156V105H158V107H155V108H154V103H156L155 101H154V103H153L152 101H150V102L153 103V104H152V105L150 104L151 106H149L148 108H147V105H149V104H147V105H145V106H146V109H149V108H151V107L154 108V110H153L152 108L150 109L151 112H150L149 110H147L146 112L149 111V112H148L149 115H151V113H152V118H154V120L156 119L157 121L159 120V118L157 119L158 116L156 115V112H158V111H159V112H158L157 114H158L159 116H160V114H161L162 116H164V117H166V118H169V117L171 118L172 113H174L173 110H174V111H175V110H177V111H181V112L178 113V115L180 114V115H179V116H180V120H179V121H181V122H179V123L181 124V126H182V121L184 120V119H182L181 116L184 114V113H183L184 111H185V114H184V115H186L185 117L187 118V114H188V113H191V114L197 116V114H199V112H200V114H202L201 112H202L203 110H205L206 108L209 109V107H210V108H212V109H214V108H217V109H218V107H217V105H218V103H219L218 101H220V104H221V102H222L223 100H222V99H221L222 101L219 100V99H218L219 97L216 99V96H215V95H216V94H215L216 92H214V91H218L217 88H219L221 85L217 84L219 87L217 86V87H216V90L214 89V91H213V93L215 94V95H213L214 97H209V96H207L208 98L206 97L207 99H206V100H202V102H198L199 97H196L197 102L194 103V101H196L195 99L193 100L194 97H192L194 94H193L192 96H190L189 93L186 95L187 92H190L189 90H190V88H192L193 86L191 87V85H190L191 81L189 82V80H188L189 84H187ZM199 80H198L197 82L200 83ZM233 80H234V79H233ZM246 80H245V84H248V83L246 82ZM47 81H49V80H47ZM50 81H51V80H50ZM137 81L141 82L142 80H141V79L139 80V77H138V80H137ZM137 81L135 80L136 83H137ZM209 81H208V82H209ZM99 82H100V83H99ZM99 82H98L99 85H101V82H102V81H99ZM143 82H145V81H142V83H143ZM156 82H157V84H158V82L160 83V81H156ZM179 82H177L176 84H178ZM193 82H194V81H192V85L198 84V83H196V82L193 84ZM205 82H204V83H205ZM227 82H228V81H226V82L224 81V83L226 84V86L228 85ZM230 82L232 83L231 80H229V83H230ZM239 82H241V81H239ZM251 82H252V81H251ZM253 82H254V80H253ZM261 82H262V81H261ZM34 83H35V82H34ZM98 83H96V84L94 83L95 86H97ZM243 83H244V81H242V84H243ZM103 84H105V83L103 82ZM106 84H107V83H106ZM137 84H138V83H137ZM149 84H150V82H149ZM160 84H161V83H160ZM185 84H186V86H187V85H188V86L190 85L189 89H188V87H187V89H186V93L184 92V91H185V88H186V87H184ZM209 84H210V82L208 83V85H209ZM211 84H212V85H215L216 83L214 84V82H212ZM233 84H234V83H233ZM233 84H232V87H233ZM236 84H238V83H236ZM250 84H251V83H250ZM259 84H261V83H260V80H259ZM259 84H258V86H259ZM146 85H147V84H146ZM155 85H156V84H155ZM205 85H206V84H205ZM205 85H202L203 88H204V87L206 88V87L208 86V85H206V86H205ZM212 85H211V86H212ZM240 85H241V84H240ZM251 85H252V84H251ZM101 86H102V85H101ZM104 86H105V85H104ZM163 86L160 85V87H162V89H163ZM167 86L165 85V87H167ZM173 86H174V83H173ZM173 86H172V87H173ZM198 86H199V85H198ZM198 86H197V87H198ZM202 86L200 85V87H202ZM211 86H208V87H211ZM223 86H224V85H223ZM226 86H225V88H226ZM229 86H230V88H231V85H230V84H229ZM229 86H228V87H229ZM242 86H244L245 89L247 88L248 91H249V89L251 88V86H250V88L245 87V86H247V85H242ZM102 87H103V86H102ZM147 87H149V86L147 85ZM157 87H158V89H157ZM175 87H173V89H175ZM228 87H227L226 89L229 91ZM240 87H241V86H240ZM252 87H253V86H252ZM97 88H98V86H97ZM100 88H101V87H100ZM151 88H150V89H151ZM178 88L180 89V91L178 90ZM203 88H198L199 90L197 89V91L200 92V94H201ZM214 88H215V87H214ZM225 88L222 87L223 90H224ZM236 88H237V87H236ZM241 88H242V87H241ZM254 88H256V87H254ZM30 89H31V88H30ZM30 89H28V90L30 91ZM32 89H33V88H32ZM147 89H148V88H147ZM164 89H165V88H164ZM209 89H212V87L209 88ZM209 89H208L207 91H209ZM220 89H221V87H220ZM222 89H221L220 91H218V92H221ZM5 90H6L7 92H8V90L13 91L12 88H11V89L8 88V90H7V89H5ZM14 90H15V89H14ZM167 90H168V89H167ZM167 90H165L164 92L160 90V92L164 94V93H166ZM177 90H178L179 92H176ZM187 90H188V91H187ZM192 90H194V89H192ZM192 90H191V91H192ZM205 90H206V89H205ZM242 90H244V89H242ZM29 91L26 90L25 93H24V92H23V93L26 94V93H28ZM84 91L86 92V89L83 90V88H82L81 94H79V95L82 96V94H83ZM156 91H155V92H156ZM195 91H196V90H195ZM203 91H204V90H203ZM225 91H226V90H224V92L222 91L223 93H220V95H221V94H224ZM228 91H227V92H228ZM237 91H239V90L237 89ZM237 91H235V92L237 93ZM240 91H241V89H240ZM252 91H253V90H252ZM252 91H251L250 94H252ZM255 91H256V90H255ZM7 92H6V95H7ZM15 92H16V90L14 91V93H15ZM85 92H84V93H85ZM140 92H141V91H140ZM158 92H159V91H158ZM169 92H170V93H169ZM183 92H184V94H185L186 96L189 95V96H188V98L190 97L189 100H191V97H192L193 102H192V101H190V102H192L193 105L190 104V105H191V106H190V105H189V102H188V107H187V105H186L185 103H180L179 101H176L177 99H179V100L182 99L181 96H182ZM193 92H194V91H193ZM244 92L247 93V91H244ZM9 93H10V91H9ZM32 93H33V92H32ZM35 93H36V92H35ZM39 93H42V91H39V92H38V95H39ZM46 93H47V92H46ZM105 93H106V92H105ZM105 93H104V94H105ZM110 93H111L110 91L108 92V94L106 93V94H107L106 97L109 96ZM138 93H139V91H138ZM241 93H242V92H241ZM253 93H254V92H253ZM11 94H12V93H10L9 95H11ZM104 94L101 93V98H103ZM111 94H112V93H111ZM142 94H143V91H142ZM145 94H146V95H145ZM163 94H162V97L164 96ZM184 94H183V95H184ZM196 94H197V93H196ZM196 94H195V95H196ZM202 94H204V92H203ZM239 94H240V93H239ZM242 94H243V93H242ZM4 95H5V93H4L3 95L0 94V96H4ZM9 95H8V98L11 100V98L9 97ZM15 95H16V94H15ZM22 95H23V94H22ZM26 95H27V94H26ZM33 95H34V93H33ZM36 95H37V93H36ZM149 95H150V96H149ZM198 95H199V93H198ZM208 95H209V93H208ZM220 95H219V93H218V96H220ZM234 95H235V93H234ZM12 96H14V95H12ZM34 96H35V95H34ZM40 96H41V95H40ZM43 96H44V92H43ZM83 96H84V98H85V94H84ZM96 96L99 97V95H97V94H96ZM114 96H116V98H119V97H117V95L114 94V93H113V95L111 96V98L114 97ZM139 96H140V93H139ZM141 96H142V95H141ZM156 96H157V97H156ZM236 96H237V95H236ZM239 96H240V97H241V96H244V98H245V96H248V94H247V95H246V94H243V95H239ZM239 96H238V97H239ZM6 97H7V96H6ZM41 97H42V96H41ZM200 97H201V95H200ZM249 97H251V96H249ZM1 98H4V97H1ZM13 98H14V97H13ZM16 98H17V96L15 97V99H16ZM38 98H39V96H38ZM45 98H46V97H45ZM60 98H61V97H60ZM75 98H76V97H75ZM184 98H186V97L184 96ZM188 98H187V99H188ZM197 98H198V99H197ZM202 98H203V95H202ZM234 98H235V96H234ZM236 98H237V97H236ZM242 98H243V97H242ZM34 99H35V97H34ZM34 99H33V100H34ZM79 99H80V98H79ZM81 99H82V97H81ZM136 99H135V100H136ZM159 99H160V97H159ZM187 99H186V100H187ZM215 99L217 100V102H215V105H216V106L214 105V103L212 104L213 100H215ZM247 99L250 100V98H247ZM2 100H4V99H2ZM7 100H8V99H7ZM27 100H28V99H27ZM53 100H55V99H53ZM157 100H158V101H157ZM186 100H185V102L188 101V100H187V101H186ZM199 100H200V99H199ZM216 100H215V101H216ZM226 100H227V99H226ZM226 100H225V102H226ZM228 100H229V99H228ZM241 100H242V99H241ZM241 100L239 99V101H241ZM251 100H252V98H251ZM40 101H41V98H40ZM42 101L45 102L46 100H43V99H42ZM48 101H50V100H48ZM72 101H73V100H72ZM230 101H232V100H230ZM239 101H238V99H237V102H239ZM5 102H6V101H5ZM29 102H30V99H29ZM31 102H32V101H31ZM35 102H36V106H35V107H37V110H38V105H37V100H36V99H35ZM44 102H43V103H44ZM51 102L54 103L55 101H52V100H51ZM51 102H50V103H51ZM85 102H86V101H85ZM183 102H184V101H183ZM225 102L223 101L222 103L225 104ZM242 102L244 103V101H242ZM246 102H250V101H246ZM33 103H34V101H33ZM47 103H49V102H47ZM52 103H51V104H52ZM74 103H75V104H74ZM81 103H82V105L84 104L83 102H80V105H81ZM148 103H149V102H148ZM216 103H217V104H216ZM228 103H229V101H228ZM228 103H227V104H228ZM44 104H45V103H44ZM97 104H98V103H96V106H95V104L92 105L94 109H95V107H98V106H99V105H97ZM184 104H185L186 106H185ZM73 105H74V107H77V106H78V104H76L75 101L71 104L72 107H73ZM136 105H137V103H136ZM213 105L215 106L214 108H213ZM229 105H230V103H229ZM40 106H42V105H40ZM100 106L103 107V104H100ZM100 106H99V107H100ZM224 106H225V105H224ZM227 106H228V105H227ZM27 107L30 108V113H31V110H32L31 105H29V106L27 105ZM101 107H100V109H101ZM122 107H123V106H122ZM143 107H144V105H143ZM33 108H34V106H33ZM137 108H138V107H137ZM165 108H166V111H167V112L164 111ZM219 108H220V106H219ZM225 108H226V107H224V109H223L224 111L227 110V109H225ZM25 109H26V107H25ZM41 109H42V108H41ZM98 109H99V108H98ZM234 109H238V107H236V108H234ZM157 110H158V111H157ZM210 110H211V109H210ZM221 110H222V104H221ZM221 110H220V111H221ZM160 111H161V112H160ZM169 111H172V113L170 114ZM207 111H209V110H206V112H207ZM214 111H215V109L213 110V112H214ZM28 112H29V110H28ZM33 112H34V110H33ZM36 112H37V111H36ZM40 112H41V110H40L38 113H35V114H36V117H37V115H38V116L40 115V114H39ZM42 112H43V110H42ZM42 112H41V114H43ZM82 112H83V111H82ZM82 112H81V113H82ZM154 112H155V113H154ZM175 112H176V111H175ZM186 112H188V113L186 114ZM204 112H205V111H204ZM209 112L211 113V111H209ZM209 112H208V113H209ZM226 112H230V111L227 110ZM226 112L223 113V111H222L223 114L220 113V115H222V116H221L222 119H224V120L226 119V117H227V115H228V114L226 115ZM51 113H54V111H52ZM83 113H84V114H85V113L87 114L86 111H84ZM83 113H82V114H83ZM159 113H160V114H159ZM182 113H183V114H182ZM208 113H207V115H208ZM210 113H209V115H210ZM230 113H231V112H230ZM31 114H33V113H31ZM31 114H30V117H31ZM55 114H56V116H58L56 112H55L52 116H54ZM61 114H63V112L60 113L59 115L61 116ZM82 114H81V115H82ZM142 114H143V113H142ZM153 114H154V115H153ZM191 114H188V115L190 116ZM203 114H205V113H203ZM218 114H219V113H217V114L215 115V117H214L215 119H216V117H217L216 120L221 119V117H219V119H218ZM224 114L226 115V117H225ZM170 115H171V116H170ZM174 115H175V116H173V118L175 117V119H177V118H176L177 113H174ZM184 115H183V116H184ZM193 115H191V116H193ZM209 115H208L207 117H211V119H212V116H213V115H212V116H209ZM77 116H78V115H77ZM77 116H73V117L76 118V119L78 120L79 118H78ZM82 116H84V115H82ZM162 116L160 117V119H162ZM168 116H169V117H168ZM189 116H188V117H189ZM196 116L193 117V119L195 118L194 120H196V121H194V120L192 121V119L189 118V119L191 120V122H193L194 125H196V122H197V117H196ZM201 116H203V115H200V117H201ZM205 116H206V115H205ZM205 116H204V117H205ZM36 117H35V119H36ZM40 117H42V116L40 115ZM80 117H81V116H80ZM86 117H87V116H85V118H86ZM204 117H203V118H204ZM207 117H205V119H206ZM37 118H38V117H37ZM138 118L141 120V116H140V115L138 116ZM152 118H151V119H152ZM170 118H169V119H170ZM198 118H199V116H198ZM203 118H202V122H203ZM214 118H213L212 121H214ZM227 118H228V117H227ZM32 119H34V118H32ZM163 119L165 120V118H163ZM175 119H173V120L177 122V120H175ZM178 119H179V117H178ZM181 119H182V120H181ZM189 119H188V120H189ZM229 119H230V118L227 119V123H228V120H229ZM42 120H43V118H42ZM42 120H41V121H42ZM79 120H80V119H79ZM164 120H163V121H164ZM185 120H186V119H185ZM185 120H184V121H185ZM190 120H189V121H190ZM216 120H215V121H216ZM152 121H153V120H152ZM159 121H160V120H159ZM166 121H167V119L165 120V122H166ZM171 121H172V120H171ZM212 121H211V122H212ZM215 121H214V122H215ZM168 122H170V121H168ZM176 122H175V123H176ZM186 122H187V121H186ZM191 122H190V123H191ZM206 122H207V120H206ZM214 122H213V123H214ZM222 122H223V121H222ZM225 122H226V121H225ZM225 122H223L222 124H224ZM150 123H151V122H150ZM161 123H162V121H161ZM161 123H160V126H159V125H158V122H157V125H158L159 127H162L163 125L161 126ZM179 123L177 122V125H179ZM183 123H184V122H183ZM190 123H189V124H190ZM198 123H199V122H198ZM207 123H208V122H207ZM207 123H206V124H207ZM209 123H210V121H209ZM213 123H212V124H209V125L211 126V125H213ZM227 123H226V124H227ZM167 124H168V123H166V125H167ZM187 124H188V122H187ZM199 124H200V123H199ZM201 124H203V127H206V126H207V125L205 126V121H204L203 123H201ZM262 124H263V123H262ZM152 125H153V124H152ZM155 125H156V124H155ZM155 125H153V127L156 129V126H155ZM174 125H176V124H174ZM209 125H208V127H207L208 129H206V132H208V130L210 129V126H209ZM218 125L221 126V123L218 124ZM259 125L261 126V124H259ZM263 125H264V124H263ZM158 126H157V128H159ZM188 126H189V125H188ZM190 126H191V124H190ZM196 126L199 128L200 125L198 126V124H197ZM196 126H195V127L193 126L194 129H192V130H194V133L197 134V132H195ZM201 126H202V125H201ZM164 127H166V126H164ZM175 127H176V126H175ZM178 127H179V126H178ZM183 127H184V126H182V129H183ZM185 127H186V126H185ZM223 127H224V125H223ZM154 128H152V129L154 130ZM176 128H177V127H176ZM198 128H197V129H198ZM200 128H201V127H200ZM200 128H199V129H200ZM179 129H180V128H179ZM179 129H177V132H178V134H181V132H182L183 130H185V131L187 130V127H186L185 129H183L181 132H179ZM190 129H191V128H190ZM190 129H188V130H190ZM201 129H202V128H201ZM161 130H162V129H161ZM185 131H184V132H185ZM196 131H198V130H196ZM158 132H159V129H158L157 133H158ZM202 132H203V133H202ZM204 132H205V128H204V131H201V130H200V132H198V133H199V134L202 133V135L204 134V136H205V133H206V132H205V133H204ZM159 133H160V132H159ZM172 133H173V132H172ZM176 134H177V133H176ZM178 134H177V135H178ZM164 135H165V134H164ZM167 135H169V134H167ZM167 135H166V136H167ZM172 135H173V134H171V136H172ZM207 135H209V133L206 134V141L209 139ZM47 136H49V134H48ZM50 136H51V135H50ZM50 136H49V137H50ZM158 136H159V135H158ZM160 136H161V134H160ZM174 136H175V134H174ZM181 136H182V135H181ZM194 136H195V135H194ZM194 136H193V137H194ZM51 137H52V136H51ZM163 137H164V136H161V139L164 141ZM169 137H170V135L167 136L166 139L168 140ZM216 137H218V136H216ZM216 137H215L214 140H212V139L210 138V139L213 141V143H212L211 141H209L210 139L208 140V141L211 143V144L209 143L210 145L213 146V144H214L215 142H216V143H215V145H216L217 143H220V141H221V143H222V142L225 143V141H226L227 144H226V143H225V144H226L227 146H226L225 144H221V143H220L221 145L217 144L218 146H217V145H216V146H213L214 149H211L212 151L210 150V152H212V153H217V152H219V150L217 151V149H221V150L223 149L224 151H231V149H233V146H232V145H231L232 147H230V145H229V143H228L229 141H227V140H228L227 138H226L227 140L225 139V141H222V140H224V139H223L222 137L219 136L220 140L218 139L219 142H217V141H216ZM53 138H54V136H53ZM174 138L176 139V136H175V137H172L171 139L173 140ZM188 138H189V141H190V140H191V141L193 140V139H190V138H192L191 136L188 137ZM195 138H197V137L195 136ZM200 138H201V134H200ZM200 138H199V136H198V140H201ZM221 138H222V139H221ZM171 139H170V140H171ZM182 139H183V140H182L183 144H185V142L187 141V138H185L186 141L184 140V138H182ZM204 139H205V137H204ZM204 139L202 138V142L204 141ZM157 140H158V139H157ZM172 140L170 141L171 143L174 144V145L172 144V146H176V148H179V147H180L179 149H183V150H184V148L187 149L188 147H190V149H191V147L194 146V145H196L197 143L202 144V143L196 141V142H197V143L195 142L196 144H193V143H192V144H193V145L191 144L192 146H188V147H187V145H189L191 142H190L189 144L187 143L186 146H183V145H182V142H179L180 144H178V141H179V140L181 141V139H178V138H177V139H176L177 142H175V140H173V141H172ZM159 141H160V140H159ZM163 141H162V142H163ZM184 141H185V142H184ZM193 141H195V140H193ZM193 141H192V142H193ZM208 141H207V142H208ZM214 141H215V142H214ZM166 142H167V141L165 140V143H166ZM170 142L168 141L167 143H170ZM187 142H188V141H187ZM165 143L163 142V144H165ZM205 143H206V142H205ZM205 143H203L204 146H205ZM206 144L208 145V146L206 145V147H210L208 143H206ZM168 145H169V144H168ZM168 145L162 147L163 150H164V148L167 149V150L173 148V147L168 146ZM181 145H182V147H181ZM197 145H198V144H197ZM222 145H224L226 148L229 147L230 150H229V148L226 150V148H225V147L223 148ZM228 145H229V146H228ZM206 147H204V149H206V150L209 151V148L207 149ZM64 148H65V147H64ZM210 148H212V147H210ZM174 149H175V148H174ZM176 150H178V149H176ZM213 150H215V152H213ZM221 150H220V151H221ZM223 150H222V151H223ZM179 151H180V150H179ZM216 151H217V152H216ZM160 152H161V153H160ZM163 152L166 153L165 151H163ZM163 152L159 150V154H162V155H163ZM174 152H175V151H174ZM174 152H173V153H174ZM176 152H177V151H176ZM176 152H175L174 154H173V153H172V154H173V155H177V156L180 157V155H178V153H179V154H181V153H180V152H177V153H176ZM182 152H183V151H182ZM184 152H185V153H184V154H185V157H186V155H187L186 159L183 157V156H184L183 154H182L183 156L181 155L182 158L185 159L184 162H185V161H186V162H188V161H192L191 159H193V158L195 157V156H192L193 158H190V157H189L190 160L187 161L188 155L190 156V154H188V153H190V152H188V153H186V151H184ZM203 152H205V151H203ZM197 153H198V152H197ZM206 153H207V151L204 153V155H205ZM212 153H211V154H212ZM192 154H196V152L193 153V151H192ZM201 154H203V153L201 152ZM207 154H208V153H207ZM211 154L209 153L210 156H212ZM218 154H219V153H218ZM197 155H198V154H196V157H197ZM199 155H200V153H199ZM204 155H201L202 157H201V156H198L197 158H199V157L203 158ZM209 155H208V158L210 157ZM213 155H214V154H213ZM216 155H217V154H215L214 157H216ZM171 156H172V155H171ZM171 156H167V157H171ZM177 156H176V157H177ZM161 157H162V156H161ZM172 157H173V156H172ZM172 157L170 158L171 160H173L171 164H173V162H176L177 160H180L179 157L177 158V160H176V157H174V159H173ZM205 157H206V155H205ZM205 157H204V158H205ZM214 157H213V158L210 157L209 159H211V160H212V159L215 160ZM182 158H181V159H182ZM201 158H200V160L198 159L199 162H200V161L203 162V161L206 159V158H205L204 160H203V159L201 160ZM217 158H218V157H217ZM217 158H216V159H217ZM164 159H165V158L162 159V160H163V163H164V161H166V159H165V160H164ZM167 159H168V158H167ZM170 159H168L167 161H169ZM194 159H195V158H194ZM209 159H208V160H209ZM174 160H176V161H174ZM196 160H197V159H196ZM198 160H197V162H198ZM206 160H207V159H206ZM206 160H205V161H206ZM208 160H207V161H208ZM213 160H212V161H213ZM160 161H161V158H160ZM167 161H166L165 163H167ZM182 161H183V160H180V161H177V162H178V164H180V162H181V164H182ZM194 161H195V160H193V162H194ZM215 161H216V162H219L218 159L215 160ZM215 161H213L214 164H215ZM184 162H183V163H184ZM186 162H185V163H186ZM197 162L195 161L194 164H197ZM202 162H200V163H201L202 165H203V163H204V165H203L204 168L202 167V165H201L200 163H198V165L200 164V165H201V168H200V165H199V167H198V165H197V166H196V165L194 166V165L192 164V166L200 168V172H199V173H196L197 170L195 171L196 168L194 169V167H193V169H194L195 172L192 171L193 169H192V168L190 169V167H192V166L189 167V165L187 164V165L185 166L187 172H188V171L190 172V170H191V172L196 173L195 175H193V173L191 174V172H190L189 174H188V173H187V174H188L189 176H190V174H191L192 176H195V177H196V175L202 173V174H203V177H202V176H201V177L204 178V174H205L206 172H205V173H203V172L206 171V170L209 171V168H208L207 165H208L209 163L212 164V162L209 161L208 164H207V162H206L207 165L205 164V162H203V163H202ZM185 163H184V165H185ZM220 163H221V162H220ZM220 163H219V164H220ZM167 164H168V163H167ZM167 164H164V165H163V164L161 163L160 165H161V166L163 165V166L161 167V169L164 168V167H166ZM169 164H170V163H169ZM171 164H170V165H171ZM174 164H175V163H174ZM174 164H173V165H174ZM181 164L179 165V169H180V167L183 165V164H182V165H181ZM189 164H191V163L189 162ZM219 164H218V166H217V164H215L217 167H215V165L212 166L213 164H212L211 166H212V168H213V167H214V168H217V170H219L218 172H221L222 169H223L224 167H225L224 170L226 171V166L222 165V166H220V167H222V169H221V168L219 169ZM221 164H222V163H221ZM170 165H169V166H170ZM175 165H177V163H176ZM175 165H174V166H175ZM184 165H183V166H184ZM209 165H210V164H209ZM169 166L167 165V167H169ZM187 166L189 167V169H188ZM206 166H207V167H206ZM211 166H209V167H211ZM171 167H173V166L171 165ZM171 167H170V169H172ZM205 167H206V170H204ZM227 167H228V166H227ZM198 168H197V169H198ZM164 169H166V168H164ZM181 169H184V168L182 167ZM181 169H180V170H181ZM202 169H203V170H202ZM210 169H211V168H210ZM228 169H229V168H228ZM168 170H169V169H168ZM180 170H178V174H177V175H179V174L182 172V173L180 174V177L183 175L182 178H185L184 175H186V174H183V173H184V170L181 171V172L179 173ZM198 170H199V169H198ZM201 170H202L203 172H201ZM213 170H214V169H213ZM213 170H210V171L212 172ZM217 170L215 169L214 171H217ZM220 170H221V171H220ZM224 170H223V171H224ZM229 170H230V169H229ZM172 171H173V170H172ZM210 171L207 172L208 175L205 174L206 176H205L204 179L206 180V182L209 181V180H207V179H209L208 177H210V180H212V177L216 176V178H217V175L220 174V173H218V172H217L218 174L215 172L217 175H216V174H215V175H212ZM223 171H222L221 174H220L221 176H223V174H222ZM227 171H228V170H227ZM164 172H165V171H164ZM164 172H163V173H164ZM167 172H168V171H167ZM169 172H170V170H169ZM169 172H168V173H169ZM173 172H175V171H173ZM173 172H171V173H169V174L167 173L168 175H167L166 172H165L163 176H165V175L170 176V174L172 175ZM62 173H63V172H62ZM175 173H177V171H176ZM175 173H174V174H175ZM212 173H213V172H212ZM65 174H66V172H65ZM202 174H200V175H202ZM209 174H211V175L209 176ZM213 174H214V173H213ZM224 174H226V172H225ZM58 175H59V174H57L56 176H58ZM200 175H199V176H200ZM60 176H63V174H61ZM60 176H58V177H60ZM167 176H165V177H167ZM174 176H176V175H174ZM189 176H186V177L188 178ZM221 176H218V177L220 178ZM54 177H55V176H54ZM172 177H173V176H172ZM180 177H176V178L179 179ZM195 177H189V178H190V179L188 178V179H189V182H190V180H192L191 182L195 184V181H197V180L200 178V177H199L198 179L196 178V180H195V179H193V178H195ZM168 178H169V177H168ZM170 178H171V176H170ZM182 178H180V180H178L179 182L177 181V179H175V180L178 182V183H177L176 181L173 180V179H174V177H173V179H170V182H169L170 184H169L168 182H166V181L168 180V179H166V180L164 181V183H165V182L167 183L166 186H164V189L162 188V189H160V190H161V191H164L166 188L169 187V188H168V191H169L170 188H171V186H174V187H176V188H177V187H178V188H182V187H179L180 185H178V184L181 183V185L183 184V187H184V189H182V190H184L183 192H184V194H186V192H185V190H186L185 188H187V185H186V184L188 183V186L190 185V187H191V184H192V183L189 184V182L186 181V180H188V179L185 178L186 180H184V179H182ZM181 179L184 180V181H183L184 183H182V180H181ZM199 180H200V179H199ZM205 180H201V181H205ZM217 180H218V178L215 179V182H218V181H219V180H218V181H217ZM220 180H221V179H220ZM168 181H169V180H168ZM171 181H173V182H171ZM193 181H194V182H193ZM213 181H214V180H213ZM213 181H210V182H213ZM174 182H176L178 186L175 185V184L172 185V183H174ZM186 182H187V183H186ZM197 182H198V183H196L195 185H192V186H193L194 190L196 189L195 191H197V190H200V191H201V189H202L201 187H200L201 189H199V188L197 189V187H195L197 184H199V181H197ZM206 182H205V183H206ZM164 183H161L162 185L160 184V185H159V188L163 187ZM185 183H186V184H185ZM205 183H204L203 187H204V186H205V187H208V188H207L208 191H207V189L205 188V189H203V190L201 191L202 193L200 192V194H196V192H194L193 195L196 194L197 196H198V195H199V196H203V195H206V193H207V194H210V195L214 196L215 192H213V189L210 188V190H212V192H213L212 194H211V193H208V192H210V190H209V185H207V184H205ZM218 183H219V182H218ZM70 184H71V183H70ZM70 184H69V185H70ZM200 184H203V183H200ZM200 184H199V185H200ZM210 184H211V183H210ZM215 184H217V183H215ZM215 184H214V185H215ZM167 185H170V186L167 187ZM184 185H186V186H184ZM199 185H198V187H199ZM160 186H161V187H160ZM212 186H213V183H212ZM66 187H67V185H66ZM68 187H69L70 190L72 189V188H70V187H72L71 185L68 186ZM68 187H67V188H68ZM156 187H158V185H157ZM165 187H166V188H165ZM67 188H66V189H67ZM172 188H173V187H172ZM178 188H177V189H178ZM157 189H158V188H157ZM187 189H188V188H187ZM191 189H192V188H191ZM191 189H190V190H191ZM160 190H159V191H160ZM173 190L176 191L175 189H173ZM178 190H180V189H178ZM190 190H189V192H190L191 194L189 195V193H188V196H187V194H186V198H187V199H188V197H189V198H192L191 195H192L193 190H191L192 192H191ZM204 190H206V191H204ZM67 191H69V190L67 189ZM157 191H158V190H157ZM161 191L158 192V193H162V194H163V192H161ZM166 191H167V189H166ZM166 191H165V192H166ZM168 191H167L166 193H164V194L168 195V194H167ZM174 191H173V192H174ZM187 191H188V190H187ZM203 191L206 192V193H204ZM214 191H215V190H214ZM173 192H172V197H173ZM183 192H182V193H183ZM197 192L199 193V191H197ZM155 193H157V192L155 191ZM158 193H157V194H158ZM164 194H163V195H164ZM174 194H175V192H174ZM201 194H203V195H201ZM216 194H217V193H216ZM160 195H161V194H159V199H160ZM166 195H165V196H166ZM169 195H170V194H169ZM169 195H168V196H169ZM181 195H182V194H181ZM196 195H195V196H196ZM210 195H209V196H210ZM155 196H156V195H155ZM175 196H176V195H175ZM177 196H179V195H177ZM182 196H183V195H182ZM190 196H191V197H190ZM199 196H198V198L196 197L197 200L199 199ZM209 196H207V197H209ZM212 196H210V197H212ZM215 196H216V195H215ZM215 196H214V197H215ZM263 196H264V195H263ZM263 196H262V197H263ZM157 197H158V195H157ZM163 197H164V196H163ZM170 197H171V195H170ZM203 197L206 198V196H203ZM203 197H202V198H203ZM165 198H166V197H165ZM179 198H182V197H179ZM186 198H185V200H187ZM202 198H201V199H202ZM205 198H204V199H205ZM156 199H158V198H156ZM167 199H168V198H167ZM172 199H173V198H172ZM175 199H177V198H175ZM193 199H194V196H193V198H192V201L195 200L194 202H196L197 204L199 203V201L197 202L196 199H194V200H193ZM262 199H263V198H262ZM162 200H163V199H162ZM165 200H166V199H165ZM185 200H183V201H185ZM189 200H191V199H189ZM189 200H188V201H189ZM199 200H200V199H199ZM213 200H214V199H213ZM167 201H168V200H167ZM183 201H182V202H183ZM188 201H186V202L188 203ZM192 201H191V202H192ZM200 201H201V200H200ZM234 201H235V200H234ZM237 201H239V199H237ZM263 201H264V199L262 200V204L264 203ZM189 202H190V201H189ZM204 202H205V200H204ZM206 202H207V199H206ZM208 202H209V201H208ZM211 202H212V201H210L209 203H211ZM227 202H228V201H227ZM227 202H226V203H227ZM239 202H240V201H239ZM187 203H186V204H187ZM192 203H193V202H192ZM209 203H208V204H209ZM224 203H225V202H224ZM231 203L233 204V202H231ZM235 203H236V202H235ZM241 203H242V202H241ZM241 203H240V204H241ZM183 204H184V203H183ZM194 204H195V203H194ZM197 204H195V206H196ZM204 204L208 205L207 203H203V204L200 205V208H199L198 206H196V207H198V209H201V210H199V211L197 210L198 212H201V211H202L201 206L204 205ZM236 204H237V203H236ZM240 204H239V205H240ZM260 204H261V203H260ZM184 205H185V204H184ZM188 205H189V204H188ZM191 205H192V204H191ZM198 205H199V204H198ZM234 205H235V204H234ZM181 206H182V204H181ZM189 206H190V205H189ZM195 206H193L192 208H194ZM204 206H205V205H204ZM235 206L237 207V205H235ZM259 206H260V205H259ZM202 207H203V206H202ZM207 207H212V206H209V205H208V206H205V207L203 208L204 211L206 210ZM240 207L243 208V205L241 204ZM263 207H264V205L262 206V208H263ZM181 208L183 209V207H181ZM189 208H190V207H189ZM192 208H191V209H192ZM258 208H259V207H257V210H258ZM186 209H187V208H186ZM186 209H185V210H186ZM191 209H190V210H191ZM196 209H197V208H196ZM196 209L194 208L193 210L195 211ZM237 209H238V208H237ZM239 209H240V208H239ZM243 209H245V208H243ZM185 210H184V211H185ZM187 210L189 211V209H187ZM261 210L264 211V209H260V212H261ZM197 211H196V212H197ZM239 211H240V210H239ZM258 211H259V210H258ZM196 212H193V213L198 214V212H197V213H196ZM242 212H245V211H244V210L241 211V212H240V216H241V213H242ZM188 213H190V212H188ZM193 213H192V212L190 213V216H191V217H193V216L195 215V214H193ZM191 214H192L193 216H192ZM242 215H243V214H242ZM175 216H176V215H175ZM195 216H196V215H195ZM195 216H194V217H195ZM175 219H176V217H175ZM242 223H243V222H242ZM242 223H241V224H242ZM245 223H246V222H244V224H242V225H243L245 228H247V225H246ZM240 227H241V226H240ZM240 227H239V228H240ZM242 228H243V227H242ZM242 228H240V229H242ZM240 229H239V230H240ZM240 231H241V230H240ZM241 232L243 233V230H242ZM244 232H245V230H244ZM250 237H251V235H250V234H247L246 237H245L244 240H243V244H244L246 241H248V240L250 239ZM143 246H144V245H143ZM141 248H143V247H141ZM141 248H140V250L142 251ZM140 250H139V251H140ZM35 252H36V253H40V251L38 252L37 250H36ZM246 252H247V251H245V253H246ZM139 253H141V252H139ZM240 253H242V252L239 251V254H238V252H237V253H234V254H236V257H237V254H238V256H239ZM243 253H244V251H243ZM247 253H250V252H247ZM159 254H160V253H159ZM159 254H158V256H159V259H160V255H159ZM37 255H38V254H37ZM154 255H155V254H154ZM155 256H156V255H155ZM158 256H157V257H158ZM231 256H232V258H231V257H228V258H230L231 260H232V259H235V258H234L235 255H234V256L231 255ZM241 257H242V256H241ZM244 257H245V256H244ZM246 257H247V256H246ZM226 258H227V257H226ZM226 258H225V259H226ZM228 258H227V259H228ZM230 259H229V260H230ZM225 261H227V260H225ZM177 262H179V261L177 260V261H175L174 263L177 264ZM228 262H229V261H228ZM107 263H108V262H107ZM107 263H106V264H107ZM111 263H112V262H111ZM171 263H173V260L171 261ZM108 264H110V263H108ZM226 264H228V263L226 262Z\"/></svg>",
  "mask_w": 264,
  "mask_h": 264
}]
</instances>
